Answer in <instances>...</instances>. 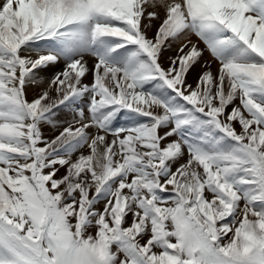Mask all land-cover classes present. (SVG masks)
Returning a JSON list of instances; mask_svg holds the SVG:
<instances>
[{
    "label": "snow or ice",
    "instance_id": "snow-or-ice-1",
    "mask_svg": "<svg viewBox=\"0 0 264 264\" xmlns=\"http://www.w3.org/2000/svg\"><path fill=\"white\" fill-rule=\"evenodd\" d=\"M0 264H264V0H2Z\"/></svg>",
    "mask_w": 264,
    "mask_h": 264
},
{
    "label": "rangeland",
    "instance_id": "rangeland-1",
    "mask_svg": "<svg viewBox=\"0 0 264 264\" xmlns=\"http://www.w3.org/2000/svg\"><path fill=\"white\" fill-rule=\"evenodd\" d=\"M0 2H2V0H0ZM153 10H154V9H151V8L148 9V11H153ZM156 11H158V12L160 13L161 17H163V14H164V13H163V10H162V9H156ZM145 23H147L146 20H145ZM159 23H160L159 20H155V21L153 22V28L148 32V35H149L150 37H152V36L155 35V31H156V28L159 26ZM192 39H193V41L195 42L196 38H195V37H192ZM173 47H174V49H175V47H177V46L174 45ZM200 47H203V45L201 44ZM169 55H173V56H174V55H176V52H175L174 50H172V51L166 53V55H165V59H164V61H163V63H164L165 66H167V63H168V61H167V56H169ZM208 59H210V58L206 55V56H205V60H208ZM216 68H217V65H216V64H213V65H212V70L215 71ZM59 70H61V68H60V67H57V68H54V69H49L48 71H46L45 73H43V75L45 76L46 81H47L48 78H50V77L54 74L55 71H59ZM200 71H202V69H200V68H197V69H196V72H194V73L192 74V76H190V78H189V83H194L196 73H198V72H200ZM85 82H90V79H89V80H86ZM30 98H31V97H30ZM237 130L239 131V127H237ZM45 131H46V134H48L49 136H51V133L49 132V130L46 129ZM101 207H102V206H101Z\"/></svg>",
    "mask_w": 264,
    "mask_h": 264
}]
</instances>
